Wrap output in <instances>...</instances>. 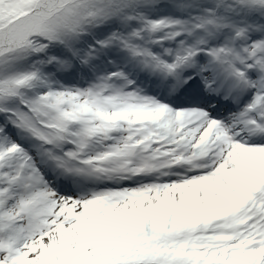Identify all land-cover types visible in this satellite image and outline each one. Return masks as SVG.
I'll list each match as a JSON object with an SVG mask.
<instances>
[{"label": "snow or ice", "instance_id": "obj_1", "mask_svg": "<svg viewBox=\"0 0 264 264\" xmlns=\"http://www.w3.org/2000/svg\"><path fill=\"white\" fill-rule=\"evenodd\" d=\"M0 264H264V0H0Z\"/></svg>", "mask_w": 264, "mask_h": 264}]
</instances>
